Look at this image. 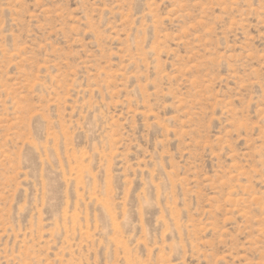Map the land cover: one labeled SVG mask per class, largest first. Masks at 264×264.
Instances as JSON below:
<instances>
[{
    "label": "rangeland",
    "instance_id": "rangeland-1",
    "mask_svg": "<svg viewBox=\"0 0 264 264\" xmlns=\"http://www.w3.org/2000/svg\"><path fill=\"white\" fill-rule=\"evenodd\" d=\"M0 264H264V0H0Z\"/></svg>",
    "mask_w": 264,
    "mask_h": 264
}]
</instances>
